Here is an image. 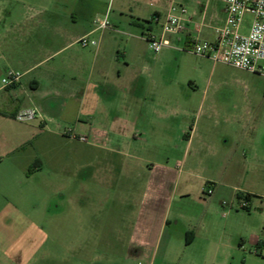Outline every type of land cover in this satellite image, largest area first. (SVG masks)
Returning <instances> with one entry per match:
<instances>
[{"label":"crops","instance_id":"1","mask_svg":"<svg viewBox=\"0 0 264 264\" xmlns=\"http://www.w3.org/2000/svg\"><path fill=\"white\" fill-rule=\"evenodd\" d=\"M109 1L0 0V179L6 173L16 179L39 174L46 162L32 150L56 149L55 142L70 146V166L84 180L94 178L96 167L111 173V153L143 162L139 153L145 145L177 149L184 153L183 163L171 165L170 157L147 171L123 264H156L160 254V264H233L235 259L264 264L263 147L253 130L211 127L213 117L224 118L228 126L237 117L223 112L216 98L227 82L208 80L192 91L198 97L181 98L170 95V81L160 75L167 51L177 43L194 55V38L215 41L214 28L226 18L223 3H209L202 13L190 10L186 31L171 36L172 46L155 54L146 36L160 35L170 0H117V18H111ZM105 16L111 29L97 30L95 20ZM250 22L247 15L243 32ZM83 37L96 45L80 46ZM218 64L213 62L212 76ZM10 71L22 77L5 87L2 79ZM24 109L39 115L19 122L16 115ZM220 146L235 156L241 148L246 151L243 172L234 168L235 156L226 154L215 178L181 179L191 150L219 151ZM96 151L103 155L95 160ZM253 163L261 169L248 179ZM197 183L201 191H191ZM207 184L214 188L211 197L203 193ZM247 195L249 209H242L240 199Z\"/></svg>","mask_w":264,"mask_h":264},{"label":"rangeland","instance_id":"2","mask_svg":"<svg viewBox=\"0 0 264 264\" xmlns=\"http://www.w3.org/2000/svg\"><path fill=\"white\" fill-rule=\"evenodd\" d=\"M175 2L182 3L189 11L196 9L201 13L209 3L220 5L219 0ZM109 7L111 18L120 17L117 0H110ZM187 50L190 48L185 49L181 41L167 51L168 60L163 65L166 67L160 75L170 81V95L181 98L187 93L192 95L197 84L208 80L227 82L216 98L222 104L223 112L231 118L237 117L229 126L224 123V118L213 117L211 127L218 130L229 127L240 133L253 130L256 144L263 147L260 155L264 160V76L222 63L212 76L213 61L206 57L203 60ZM53 145L56 149L40 147L32 150L36 158L46 162L39 174L30 179H16L6 173L0 179V264H75V261L77 264H123L129 252V236L136 213L146 191L148 169L170 157L173 159L171 165L175 166L177 160L183 163L184 153L145 145L139 153L143 162L111 153L109 158L114 162L111 173L96 167L94 178L84 180L78 179L81 172L70 166V146L59 142ZM245 152L241 148L235 156L231 149L224 150L221 146L219 151L197 153L193 149L185 167H179L185 171L181 179L215 178L221 172L222 158L226 154L235 156L234 168L240 174L244 169ZM97 155L103 153L96 151L95 160ZM200 160L204 164H200ZM139 163L143 167L140 168ZM260 169L253 163L248 179H254V172ZM139 173L142 174L139 176ZM191 191H201V185L197 183ZM249 252L254 254L255 250ZM161 261L162 254L156 264ZM233 264L245 263L235 259Z\"/></svg>","mask_w":264,"mask_h":264},{"label":"built area","instance_id":"3","mask_svg":"<svg viewBox=\"0 0 264 264\" xmlns=\"http://www.w3.org/2000/svg\"><path fill=\"white\" fill-rule=\"evenodd\" d=\"M226 18L223 25L214 28L215 41L196 37L192 42L195 55L212 59L215 64L222 63L233 68L264 76V0H221ZM247 15L251 16L247 32H243V24ZM192 20L189 9L174 2L166 21L162 24L160 35L149 33L146 40L155 54L172 46L171 36L186 31V25ZM97 30L111 29L108 16L95 20ZM77 43L86 48L96 45L94 40L83 37ZM22 74L10 71L2 79V85L12 86L20 81ZM35 109H24L17 113L16 120L23 123L34 121L38 117ZM72 137H75L72 135ZM86 142V137H80ZM203 193L211 197L214 193L212 184H207ZM240 207L249 209L246 197L240 199Z\"/></svg>","mask_w":264,"mask_h":264},{"label":"trees","instance_id":"4","mask_svg":"<svg viewBox=\"0 0 264 264\" xmlns=\"http://www.w3.org/2000/svg\"><path fill=\"white\" fill-rule=\"evenodd\" d=\"M147 23H150V22H147ZM141 26H142V25H141ZM38 164H39V161H36V163L33 165L32 168L37 167ZM248 198H250V195H247V197H246L247 201H248Z\"/></svg>","mask_w":264,"mask_h":264}]
</instances>
